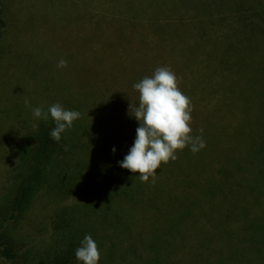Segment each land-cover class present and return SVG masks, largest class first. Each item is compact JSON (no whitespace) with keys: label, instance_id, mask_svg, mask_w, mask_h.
<instances>
[{"label":"rangeland","instance_id":"rangeland-1","mask_svg":"<svg viewBox=\"0 0 264 264\" xmlns=\"http://www.w3.org/2000/svg\"><path fill=\"white\" fill-rule=\"evenodd\" d=\"M250 1L0 0V244L17 255L0 264H83L86 235L98 264H264V0L246 21ZM158 67L206 146L141 182L119 162L139 126L133 85ZM56 103L81 116L10 219L36 140L55 127L32 108Z\"/></svg>","mask_w":264,"mask_h":264},{"label":"clouds","instance_id":"clouds-1","mask_svg":"<svg viewBox=\"0 0 264 264\" xmlns=\"http://www.w3.org/2000/svg\"><path fill=\"white\" fill-rule=\"evenodd\" d=\"M67 66L64 59L57 64L60 69ZM133 88L139 93V99L138 103L129 104V115L138 121L139 126L134 144L119 166L138 174L141 182L149 181L150 177L155 182L156 170L162 163L175 161L178 150L190 147L195 154L206 145L202 136L191 135V102L178 88L177 77L169 68L158 67L152 76L144 77ZM24 103L30 107L27 99ZM32 113L37 119L48 120L51 117L55 127L50 137L56 142L60 141L61 133L70 129L81 116L80 112L66 110L59 103L49 106L47 112L40 107L32 108ZM75 257L83 264H98L100 252L90 235L81 241Z\"/></svg>","mask_w":264,"mask_h":264},{"label":"trees","instance_id":"trees-1","mask_svg":"<svg viewBox=\"0 0 264 264\" xmlns=\"http://www.w3.org/2000/svg\"><path fill=\"white\" fill-rule=\"evenodd\" d=\"M253 0H251L247 5L245 9H237V14L239 10L241 11V14L243 13L245 20L247 21L248 16L251 17L252 15L255 16L256 9L254 8V5H252ZM258 4H262L261 1L257 2ZM251 10L254 12L252 13ZM262 13V11H261ZM252 14V15H250ZM258 16V14H256ZM264 17V15H263ZM243 22V18L241 17V23ZM261 22L264 24V20L261 19ZM262 24V25H263ZM6 23L2 17V13L0 11V40L3 36L4 29H5ZM54 127H48L47 129L43 130L40 135L38 136L36 143L32 149L31 157L29 160V168L28 173L24 179V181L19 184V186L16 189L15 196L12 202L11 206V218L14 219L18 215L22 213L25 206L29 203L31 194L35 190L40 175L42 174L45 165L49 159V156H51V153L57 150H61L60 155L64 153V143L63 138L61 135V139L59 142L54 141L50 137V132L52 131ZM264 147V142L262 144ZM68 148V146H67ZM72 151V149H71ZM53 152V154H54ZM134 192V191H133ZM129 190H121L119 192L120 196L124 198L123 200H135L134 193ZM133 193V195H132ZM135 202V201H133ZM17 255L12 251V249L9 247L7 243L0 244V258L3 262H9L15 260Z\"/></svg>","mask_w":264,"mask_h":264}]
</instances>
